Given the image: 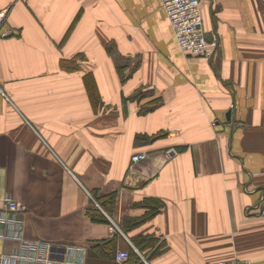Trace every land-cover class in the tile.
<instances>
[{"label": "crops", "instance_id": "crops-1", "mask_svg": "<svg viewBox=\"0 0 264 264\" xmlns=\"http://www.w3.org/2000/svg\"><path fill=\"white\" fill-rule=\"evenodd\" d=\"M5 10L0 203L27 206L28 239L86 246V264H264V0H203L210 59L182 51L161 0H0ZM113 193L110 215L96 198ZM152 198L163 205L137 223ZM96 207L110 222L92 220Z\"/></svg>", "mask_w": 264, "mask_h": 264}, {"label": "built area", "instance_id": "built-area-1", "mask_svg": "<svg viewBox=\"0 0 264 264\" xmlns=\"http://www.w3.org/2000/svg\"><path fill=\"white\" fill-rule=\"evenodd\" d=\"M161 1L182 51L188 55L213 58L219 49V42L218 40L210 41L207 38L202 15L203 0ZM8 13L9 10L0 12V38H6L11 34L4 28ZM148 156L145 152L133 154L130 171L145 161ZM26 210L27 206L10 194H6L1 200L0 240L14 242L17 245L9 251L0 252V264H86L88 251L86 246L28 239L25 236ZM262 211L264 212V204ZM111 228L122 231L113 221ZM117 258L120 261H126L129 259V253L119 251ZM212 264H251V262L234 259L216 261Z\"/></svg>", "mask_w": 264, "mask_h": 264}, {"label": "trees", "instance_id": "trees-1", "mask_svg": "<svg viewBox=\"0 0 264 264\" xmlns=\"http://www.w3.org/2000/svg\"><path fill=\"white\" fill-rule=\"evenodd\" d=\"M116 48V47H115ZM115 48H114V45L113 43H110V45H108L107 49H108V52L110 54H113L114 51H115ZM201 57V56H200ZM116 61L117 63L118 62V56H116ZM72 62V61H70ZM65 64V62H64ZM71 69H74L75 68V64L72 62L71 66H70ZM120 70V74L122 75V78L125 79L126 78V75H125V72H124V66L119 68ZM154 106L152 107H149L147 109H145L144 111H148L150 109H152ZM140 142H144V141H149V140H152L154 138H152V136H138L137 138ZM97 199V202L101 205V207L110 215L113 214L114 212V207L116 205V201H117V194L116 193H113V194H110L109 196H106L104 198H96ZM148 200V199H147ZM152 201L155 203L154 205L151 206V210L146 214L145 217L141 218V219H138L137 220V223L138 222H141V221H144L148 218H151L157 211L158 209L163 205V203L158 200V199H153L152 198ZM94 203V202H93ZM88 214L91 216L92 220L93 221H96V222H110L109 218H108V214H104L100 209H98V207L96 208H91L89 211H88ZM134 221L133 219H126L125 220V223L123 225V229L124 231H128L129 230V226H130V222ZM146 238H144L143 240H145ZM117 242V237H113L112 239H109V240H106V241H103L101 242L105 247L106 249L108 250H113L112 248L115 246ZM134 244L136 246H139L140 245V249L143 248V245H141L140 241L138 239H134L133 240ZM146 241H143V244L145 243ZM100 246V244H98ZM97 249H100V247H97ZM137 257L136 256V252L134 249H131V251L129 252V260H131L132 258H135Z\"/></svg>", "mask_w": 264, "mask_h": 264}, {"label": "water", "instance_id": "water-1", "mask_svg": "<svg viewBox=\"0 0 264 264\" xmlns=\"http://www.w3.org/2000/svg\"><path fill=\"white\" fill-rule=\"evenodd\" d=\"M226 119H227V121L232 122V124L235 123V120H234V118H233V109H229V110L226 112Z\"/></svg>", "mask_w": 264, "mask_h": 264}]
</instances>
